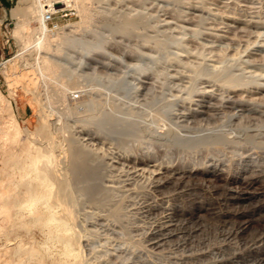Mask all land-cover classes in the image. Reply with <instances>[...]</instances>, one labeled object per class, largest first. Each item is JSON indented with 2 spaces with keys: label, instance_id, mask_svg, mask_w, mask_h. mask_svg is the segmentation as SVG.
I'll return each instance as SVG.
<instances>
[{
  "label": "rangeland",
  "instance_id": "obj_1",
  "mask_svg": "<svg viewBox=\"0 0 264 264\" xmlns=\"http://www.w3.org/2000/svg\"><path fill=\"white\" fill-rule=\"evenodd\" d=\"M15 1L11 0L3 17L5 21L3 23V36L0 39V92L4 98L12 102L18 125L24 130H34L41 125L40 105L32 94H25L20 88L13 96L7 84V76L14 71L11 64L20 52L19 43L12 35L16 19L10 15V8ZM89 6L95 8V10L94 8L91 10L90 28L78 29V31L70 34L72 38L75 37L73 39L75 43L70 42L69 45H65L62 48V53L59 52L53 57L63 66L62 78H67L71 74L75 76L78 82L76 83L77 88L71 90L74 91L75 96L82 93L93 100L88 106L81 104L79 110H91L95 115L97 114L98 120L112 112L113 118H118L121 115L125 121H134L136 128L134 133L125 131L127 132L126 135L119 130V132L104 130L99 133L96 129L94 130V126L97 128V124L86 125L84 121L81 122L82 119H79V114L84 112L67 115L62 103L59 102L46 106L48 111L52 108L51 112L49 111L50 121L60 120L57 124L55 121V131H58L59 135L64 132L65 137H76L78 144L79 142H82L81 145L86 143L88 148H85L86 145H82L84 150L88 154L93 152L89 155L94 156L95 161L99 160L98 163L96 161L94 164H99L98 171L103 173L97 180L102 189L100 188V192L94 198L84 196L85 193L81 189L84 182H79L74 186L77 202L73 210L78 227H82L80 230L84 235L83 248L88 264H264V261L258 258L260 256L258 254L264 252V193L249 202V200L242 199L231 200L232 194L228 192L231 189L234 192L233 195H236L245 186L252 188V191L256 189L257 192H261L264 189V182H262L264 180L256 179L254 184H249L247 179L215 180L211 178V180L208 177H203L202 170L199 169L192 178H187L188 181L185 179L177 181L178 183L171 182L158 186L153 176L154 173L151 171V168L153 170L156 166L155 164L163 166L160 171L157 170L163 174L165 169H184L187 168L186 165L192 162L211 157L212 159H224L226 156L229 157L231 154L240 152L237 144L231 141L219 145H205L201 149L192 147V150L180 142L173 144L171 131H174V128L181 138H192V136L199 138V135L204 137L211 133L215 129L212 126L220 122L216 120L214 123L206 117L201 118L199 116L192 117V120L178 117L179 112H187L186 110L190 111V109L196 108L194 104L199 98L197 96L200 95L202 88L209 86L210 83L213 87L218 88L215 90V93L218 92L216 93L217 96L220 94L221 97L222 95L228 97L232 94L231 98L228 97L230 99L223 96L224 100L222 99V101H220L219 96L215 95L214 97L218 99L213 97L216 102L211 101L214 108L219 101L216 107L220 110L218 111L217 108L214 110L218 117L226 116L228 121L232 120L231 122L226 121L224 126L220 128L223 132L235 130L237 137L240 134L237 140L241 139V141L245 140L249 134L256 135L258 131L259 133L262 132V135L260 133L261 137L264 136V109H262L264 105H260L258 102L260 99L264 103V30H262L264 29V0H95L91 1ZM76 11L75 7L67 6L63 2L54 11L53 23L65 26L79 21L80 15ZM129 14L140 18L144 23L142 28L140 26L130 35L124 36L119 32L118 34L109 30V25L113 26L114 23H118L125 15ZM32 25L38 24L32 23ZM65 31L67 32V30ZM100 38L105 41L102 48H90L89 51L84 49L85 54L81 52L83 49L82 47L79 48L80 46H91L96 39ZM22 66L26 65L20 62L16 67L21 68ZM194 69L200 71V75L195 73L198 71H194ZM193 73L199 77L197 76V78ZM219 73L223 79L231 76V78L234 77L236 80L243 81L244 84H241L242 87L235 86L236 89L233 87V91L229 90L231 88L227 89L228 91H221L219 82H214V76L217 77ZM220 77L218 76V78ZM209 81L211 82L208 83ZM37 82L38 94L41 98L44 97L42 100H45V96H43L45 91L48 92L45 93L46 95L51 94V91L48 90L49 84H44L42 77H39ZM45 86L46 88L42 90V87ZM194 86L197 89L200 88V92L195 90ZM188 87L191 90H188ZM50 88L52 89L51 84ZM182 88L184 89L182 90ZM233 93L235 94L233 95ZM70 94L67 93V95ZM188 94H190V98L185 99ZM257 94H261L259 99H257L259 97ZM180 95H185V97ZM194 95L196 98L191 97ZM249 95L253 97L250 98ZM232 97H237V99L232 102L234 100ZM231 99L233 100L231 101ZM223 101L224 103H222ZM233 103L235 105L241 104V106H234ZM229 104L233 107L228 106V108L236 109L234 110L235 113L227 108ZM50 105L51 107H49ZM261 106L263 107L261 108ZM104 110L110 112L106 113ZM156 111L161 113L159 114L160 118L156 119L157 121L160 120V124L154 120ZM113 112H116L118 117L116 114L114 116ZM142 113L146 114L142 115ZM147 113L153 117H147ZM231 113L232 115H227ZM239 114L242 118L239 117ZM142 116L147 122L142 121ZM148 119H151L154 126L161 127L156 126L157 128H154L150 124L151 128H148L147 125L150 123H148ZM184 120L186 121L184 122ZM61 121H65L66 124ZM245 121L247 125L244 124ZM198 122L200 125H197ZM236 123L241 124L239 128H237L238 126L234 127ZM232 124L234 125L232 126ZM205 127L209 129L207 130L209 132L206 133ZM144 129L147 132H143ZM164 132L167 133V136L163 134ZM242 132H247L248 135ZM23 133L22 131L21 136ZM141 135H145V137ZM243 135L244 137H242ZM261 137L259 134V139L254 136L256 141H260ZM165 138L166 140L163 141ZM251 143H247V146L253 147L255 145V143ZM210 147L216 151L209 152L212 151ZM217 148L223 149L221 153L224 152L222 154L225 156L224 158L222 155L218 158L215 157V155H219L217 153L220 151ZM230 149L234 153L233 151L232 153L228 152ZM190 151L195 153L189 154ZM226 151L228 155H225ZM207 152L214 155V158ZM67 160L68 157H66V163L69 162ZM149 168L150 170H148ZM230 172V176L234 175L233 170ZM244 184L245 186H243ZM194 199L200 201L202 206L206 208L201 211L203 215L201 212L192 211V208L196 206L192 203ZM176 206H182L188 212L192 211L193 213L180 216L170 214L169 208ZM194 219L198 223L195 224ZM248 219H250L249 225L243 230L242 224ZM167 222L173 225L171 228L158 230L159 232L163 230V233L160 232L157 237L158 240L156 239L157 243L152 244L151 242L155 241L152 238L154 228H158V225ZM2 226H7V223L4 222L0 214V228ZM12 235L11 238L18 236L26 245L30 239H38L40 236L37 228L25 232L19 227L15 228ZM186 235L188 236L186 237ZM198 235L202 237L200 238ZM146 241L149 242L146 243ZM4 242V236L0 233V247L4 245ZM256 247H260L257 254L252 251ZM100 260L102 261L98 262Z\"/></svg>",
  "mask_w": 264,
  "mask_h": 264
},
{
  "label": "bare ground",
  "instance_id": "obj_2",
  "mask_svg": "<svg viewBox=\"0 0 264 264\" xmlns=\"http://www.w3.org/2000/svg\"><path fill=\"white\" fill-rule=\"evenodd\" d=\"M91 1H95V0H16L14 5L10 8V15L16 19V21L14 20L15 26L13 28L12 35H13V37H15L17 43H19L18 45L20 47L19 48L20 52L15 56L16 59L11 64V68H13L14 71L10 75L7 76V82H8L7 84L9 86V90L11 91L13 96L16 94L18 88H20L21 91L24 92L25 94H32L33 95V98L37 101V103L41 107V112H40L41 125L39 127H36L34 130L22 129L16 121V114L14 112L12 102L10 100L4 98L3 94L0 92V151H1V159H0V163H1V165H0V214L2 215L4 222L7 223V226H5V227L2 226L0 228V233L4 236V239H5L4 245L0 247V264H88V261L85 257L84 248H83L84 235L82 234V232L80 230L82 227L81 228L78 227V224L76 222L75 212L73 210V207L77 202V198L75 197V194H74V186L76 184H78L79 182H84V185L82 187L80 186L81 189L83 190V192L85 193L84 196L87 195L90 198H94L100 192V188L102 189V187H99L100 182L98 183L97 180H99V176L103 173H101V172L99 173V171H98V165L99 164L98 165L94 164L97 161V160L95 161L93 159L94 156L89 155L90 153H93V152H89L90 151L89 150L88 151L89 154H88L84 150L83 146L86 145V143L84 145L82 144L83 145L82 146L81 145L82 142H79V144H78V142L75 139L76 137L73 138L70 135H69L70 137H65L64 132H62L63 135H61L62 134L61 132H60L61 134L59 135L58 131L57 132L55 131L56 130L55 121L57 124V122H59L60 120L59 121H57L58 119L55 121L53 120L54 122L50 121L49 111L52 108L48 111L47 110L48 108L46 107V106H48V104H53L55 102L62 103L64 112L67 113V115L79 114V113L84 112L83 114H79L80 115L79 119H82L81 122L84 121L86 123V125L87 124H93V123L97 124V128H95V126H94V130L96 129L97 131H99V133L101 131H104V130H108L111 132L119 130V131L124 132V134L126 135L127 132H125V131H128V133L129 132L134 133V131H135V128H136L135 122L134 121H125L121 115H119V117H120L119 118L118 115L116 114V112H113V113H114V116L117 115L118 118H113L111 115L112 114V112H111V114H110L111 116L105 115L104 117H102V119L98 120L99 118H98V116H96L97 114L95 115L93 112H91V110H89V109L79 110V106L81 104L88 106L93 100L90 97L87 98L85 96V94H82V93L80 95L78 94L77 96H75V93H73L74 91L73 92L71 91V90L75 89V87L77 85L76 83H78L75 76L73 74H71L67 78H62L63 66L60 63H58L53 57V56H55V54L61 52L63 50L62 48L65 45H69L70 42L74 41L73 39L75 37L72 38L70 36V34L78 31V29L88 28L91 25L90 24V18L92 16L91 10H93V8H94V7L92 8L91 6H89V3H91ZM96 1H100V0H96ZM63 2H65L67 4V6L70 5V6H73L76 8V10H77L76 12H78L80 15V20L79 21L77 20V22L75 21V22L70 23V24L65 25V26L64 25L59 26L56 23L55 27L49 28V26L44 22V19H43L44 12L45 11H53L54 12L55 10H57V8H59V6ZM202 9H204V8H202ZM94 10H95V8H94ZM229 18H231V17H229ZM1 20L2 19L0 18V22H1ZM32 23H37L38 25L33 26ZM143 24L144 23L140 20L139 17L132 16L129 14V15H125L121 20H119L118 23H114L113 26L109 25V30L111 32H116V33L119 32L122 34V36L130 35L132 32H134L140 26L142 28ZM65 30H67V32ZM262 30H264V29H262ZM75 41H76V39H75ZM104 42H105L104 39L100 38V39H96L94 44H92L91 46H88V47L80 46L79 48L82 47L83 51H81V52H84V49H85V51H89L90 48H102ZM178 42H179V39H178ZM73 43H75V42H73ZM181 43H182V41H181ZM182 46H183V43H182ZM83 47H85V48H83ZM85 53L86 52H84L83 54H85ZM80 60H82V58H80ZM20 62H21V64H25L26 66H22L21 68H17L16 66ZM195 70L196 69H194V71ZM196 71H198V70H196ZM198 72H195V73L200 75V71H198ZM220 74L221 73H219V75H218L219 77H220ZM181 75H182V73H181ZM193 75H195V74L193 73ZM212 75H214V74H212ZM218 76L216 77V75H215L214 76L215 80L213 78L212 79L214 80V82H217V81L219 82V89L221 91H225L229 88H231L229 90H232L233 87H235V86H237V87L241 86L242 87L241 84H244L243 81H239L237 79L239 81L238 82L234 77L231 78V76L228 78H225V77H227L225 75V77H224L225 79L220 77L221 80H220V78H218ZM39 77H42L44 84L45 83L47 85L49 84V87L51 84V87H52V89L51 88L49 89V87H48V90L51 91L50 95L49 94L46 95L45 93H48V92L45 91V93L43 95V96H45V100L43 99L44 101L42 100V98H44V97L41 98L40 95L38 94V91H37V88H38L37 87V83H38L37 81H38ZM192 79L194 80V78H192ZM211 81H209L208 83H210ZM43 82H40V83H43ZM208 83H207V85H208ZM211 84L212 83H210L209 86H207V87L203 86L205 88L204 89L202 88L201 92H200V88L197 89L194 86L193 88L195 90H198V92H200V95L197 96L199 98L196 99V101H195L196 104H194V105H196V108H192V109H190V111L186 110L187 112H183L179 109V111H181V112H179L178 117L179 118L183 117L186 120L187 119L192 120V117L195 118L196 116H199L201 118L206 117L209 121H213L214 123H216V120H218L220 122L217 123L216 125L214 124V126H212L215 129L212 130L211 133L206 134L204 137H202L203 135H199L198 136L199 138H195L193 136H192V138H189V137H187V138L182 137L181 138V136L178 135V133L176 132V130L174 128V131H171L173 134V137H172L173 144L180 142L182 144H185L187 147H190V149L192 147H194L195 149H197V148L201 149V147L205 146V145H210V144H218L219 145L220 143L231 141V142H235L237 144V148L240 150V152L234 153V151L232 150L234 154L233 155L231 154V156H229V157L226 156V158H224L225 156L222 155L224 152L221 153V150H223V149H218L220 147L217 146L218 147L217 149L220 150L219 151L220 153L216 152L219 155L218 156L215 155V157L218 158L220 155H222V158H224V159H220V158L215 159L214 155H212L211 153L214 152L213 150L216 151V149L210 147L212 151L208 150L211 153H208V152L207 153L211 154L214 159H212V157L210 156L211 158H209V159H204V160L202 159L198 162L189 163L188 165H186L187 168H184V169H178V168L165 169L164 170L165 173H164V171L162 172L163 174H160V172H159L163 166L155 164L156 166L154 167L153 170L151 168V171H152V173H154L153 176L155 177L156 185H158V186L159 185H165L167 183H171V182L174 183L177 181H183L185 179H186V181H188V179L192 178V176H194V173L199 169L202 170V173H201L202 176L205 178L208 177L209 179H211V178L215 179V180L227 179V178L243 179V180L247 179L249 184L253 183L256 179H259V178L264 180V136L261 137L262 132H260L261 135H260L259 131L256 132V135L253 134L257 138H258V134H259V137H261L263 139L262 140L260 138L261 139L260 141H256L257 139L254 138V136H252L250 134L248 135L247 132L246 133L244 132V133L247 134L248 136L246 137L245 140H242V141L240 138L244 137V135L239 138L240 140H237L239 135H240L239 134L240 132L238 133L239 134L238 137H237V132H235V130L232 132L231 131L230 132H223L220 128H222L224 126V123L226 121H228L227 117L226 116L222 117V118L218 117V114L214 110H216L215 108H217V110H218V107H216V106L219 104L218 103L219 101H217V105L215 106V108L213 106L214 105L213 103L216 102L214 100L218 99L217 98L218 96L221 98V100L219 98L220 101H222V99L224 100V98H223L224 95H222V97L220 94L217 96L216 93H218V92L216 91V93H215V90L218 88L213 87ZM259 84H261V83H259ZM175 85H177V84H175ZM217 86H218V84H217ZM180 87H182V86H180ZM189 87L187 89L191 90V88H189ZM42 88H43L42 90H44V88H46V86L42 87ZM72 88H74V89H72ZM183 89L184 88H182V90ZM235 89H236V87H235ZM178 90H179V88H178ZM67 93H71V94L67 95ZM219 93L222 94V92H220V91H219ZM176 94H177V92H176ZM176 94H175V96H176ZM182 94H184V93H182ZM234 94L235 93H233V95ZM215 95L217 97H214ZM231 95H228V97H230ZM180 96L185 97V95H180ZM226 96L227 95H225L224 97H226ZM254 96H256V95H254ZM258 96L259 97L257 99L260 98L261 94ZM191 97H195V95L191 96ZM228 97H226V98H228ZM249 97H250V95H249ZM252 97H250V98H252ZM186 98H190V94H188L185 97V99ZM205 98H207V99H205ZM226 98H225V101H226ZM230 98H228V99H230ZM232 98H234V97H232ZM235 99H237V97H235L234 100L231 99V101L233 100L232 102H234ZM212 100L214 101L213 103L211 102ZM250 100L252 101V99H250ZM183 101H182V103H183ZM258 102L260 103V105L261 104L264 105L262 100L259 99ZM222 103H224V101ZM239 103H241V102H239ZM101 105H103V104H101ZM101 105H99V106H101ZM232 105L236 106V105H238V103L236 105H235V103H233ZM184 106H186V105L184 104ZM228 106H231V105L230 104L227 105V108H228ZM238 106H241V104ZM49 107H51V105ZM110 107L112 108V106H110ZM231 107H233V106H231ZM262 107L263 106H261V108ZM61 108L62 107H60V109ZM261 108H259V109L261 110ZM63 109H61V111H63ZM102 109H104V108H102ZM185 109H187V108H185ZM224 109H226V108H224ZM228 109H227V111H228ZM262 109H264V107ZM219 110H220V108H219ZM229 110L231 112H233L236 109H233V110L229 109ZM104 111L106 113L110 112L108 110H104ZM158 111H156V115H155L156 117L154 116L155 117L154 120H156L160 116L159 114H161ZM243 111H244V109H243ZM234 113H235V111H234ZM136 114H138V113H136ZM143 114H146V113H142V115ZM240 114H241V111H240ZM246 114H247V112H246ZM219 115H221V113H219ZM227 115H232V113L227 114ZM241 115L239 117H241ZM248 115H249V113H248ZM123 116H125V115H123ZM149 116H152V115H150V113L148 115V113H147V117H149ZM64 117H65V115H64ZM140 117H141V115H140ZM147 117L145 116V119ZM249 117L252 118L251 116H249ZM142 118H143V116H142ZM252 119H254V118H252ZM154 120H153V122H154ZM186 120H184V122ZM244 120H246V119H244ZM78 121L80 122V120H78ZM139 121H141V120H139ZM142 121H145L144 118ZM159 121H157V122H159ZM194 121H195V119H194ZM231 121H228V122H231ZM61 122L64 124L65 121L64 122L61 121ZM145 122H147V121H145ZM196 122H197V120H196ZM148 123H149V125L151 124L154 128L157 126V125L154 126L152 124L151 119L148 121ZM65 124H66V122H65ZM158 124H160V122ZM244 124H246V121ZM257 124H258V122H257ZM145 125H146V123H145ZM149 125H147V127L151 128V125L150 126ZM197 125H200V123ZM202 125H203V123H202ZM233 125L234 124H232V126ZM240 125L236 123V125L234 127L238 126L237 128H239ZM59 126H61V125H59ZM175 126H177V125H175ZM232 126H230V127L233 128ZM63 127H64V125H63ZM157 127L159 128L161 126H157ZM179 127H181V126H179ZM143 128H144V126H143ZM62 130H64V129H62ZM207 130H209V129L208 128L205 129L206 133L209 132ZM22 131L24 133L21 136ZM139 132H140V130H139ZM143 132H147V131H145V129H144ZM140 134H142V133L140 132ZM163 134L167 136V133L165 134V132H164ZM66 136H67V134H66ZM155 136H156V134H155ZM157 136H158V134H157ZM200 136H201V138H200ZM142 137H145V135H143ZM151 138H152V136H151ZM168 139H169V137H168ZM165 140H166V138L163 141H165ZM158 142H159V140H158ZM249 142L255 143V145L253 144L254 145L253 147H249L250 145L247 146V143H249ZM86 147H87V145L85 146V148ZM232 147H233V143H232ZM202 148H204V147H202ZM203 150H205V149H203ZM195 151H197V150H195ZM232 151H231V149L228 150V152H231V153H232ZM193 152L194 151H192L189 154H192ZM228 152L225 155H228ZM208 154H205V155L209 156ZM66 157H68V160H69V162H67V163H66ZM204 158H206V157H204ZM96 159H98V158L96 157ZM98 161H97V163H98ZM158 164H161V163H158ZM100 170H101V168H100ZM148 170H150V168ZM157 170H159V171H157ZM232 170L234 171V175L230 176L229 172ZM262 182H264V181H262ZM207 184H209V183H207ZM246 184H247V182H246ZM172 186H173V184H172ZM243 186H245V184ZM77 188H79V187H77ZM174 188H176V187H174ZM249 188H250L249 186H245V188L243 187V190L241 192H239L238 194L236 193V195H233L234 194L233 190H231V189L228 190V192L230 194H232L230 199L231 200H238V199L249 200V202H250L251 199H254L257 196L264 193V189H263V191L261 190V192H257L255 188H254L255 191H252V188H250V189ZM78 196H79V194H78ZM192 203H193V205L194 204L196 205L195 207L192 208V211L195 213H200L201 211L206 209L202 206L200 201H195V199H194V201ZM78 204H80V203H78ZM172 205H170V206H172ZM169 210H170V214H173L175 216L176 215H179V216L180 215H186V214L189 215V214L193 213L192 211L188 212V210L182 206L172 207V208H169ZM161 211H162V209H161ZM259 211H261V210H259ZM263 212H264V209H263ZM117 213H118V211H117ZM201 214L203 215L202 212H201ZM169 218H170V215H169ZM184 221H185V219H184ZM249 221H250V219L245 220L243 222V224H242L243 230L245 228H247V226L249 225ZM194 222H195V219H194ZM196 222H195V224H196ZM161 225H158V228H154V230L152 231V235H153L152 238H153V240H155V241L151 242L152 244L157 243L156 242L158 240L157 237L159 236L160 232L163 231V230H161L159 232L158 230H160V229L165 230V228H168V227L171 228V225H173V224L167 222L166 224H163L162 226ZM159 226H161V227H159ZM17 227L22 228L25 232H30V230L32 228H37L40 236L38 239H35V238L30 239L28 242V245H26L25 243L22 242V240L18 236H14L11 238V235L14 233L15 228H17ZM221 228H224V227H221ZM145 235H146V233H145ZM217 235L218 234H216V236ZM187 236L188 235H186V237ZM198 237H200V235H198ZM9 240H11V241L14 240V242L10 241L11 242L10 243ZM199 240H201V239H199ZM223 240H225V239H223ZM149 241H146V243ZM225 242H227V241H225ZM192 245H191V247H193ZM239 248H240V246H239ZM180 249H182V248H180ZM258 250H260V247H258V248L256 247V249L252 250V251L254 253L256 252V254H257ZM252 251L250 250L251 253H252ZM136 253H138V252H136ZM189 253H191V252H189ZM256 254H255V256H256ZM126 255H128V254H126ZM129 255H130V252H129ZM171 255H172V253H171ZM258 255H260L258 258H260V260L264 261V252L263 253L260 252V254H258ZM138 256H140V255H138ZM179 256H181V255H179ZM233 256H235V255H233ZM94 258H96V257H94ZM88 259H90V258H88ZM100 259H102V258H100ZM101 261L102 260H100L98 262H101ZM101 264H104V263H101Z\"/></svg>",
  "mask_w": 264,
  "mask_h": 264
},
{
  "label": "crops",
  "instance_id": "obj_3",
  "mask_svg": "<svg viewBox=\"0 0 264 264\" xmlns=\"http://www.w3.org/2000/svg\"><path fill=\"white\" fill-rule=\"evenodd\" d=\"M11 0H0V18L2 19L0 22V39H2L3 36V28H4V21L5 19L3 18L5 15V9L8 8V5L10 4ZM25 111V109H22V111Z\"/></svg>",
  "mask_w": 264,
  "mask_h": 264
},
{
  "label": "built area",
  "instance_id": "obj_4",
  "mask_svg": "<svg viewBox=\"0 0 264 264\" xmlns=\"http://www.w3.org/2000/svg\"><path fill=\"white\" fill-rule=\"evenodd\" d=\"M53 18H54V12L53 11H45L44 12V22L51 27H55V23H53Z\"/></svg>",
  "mask_w": 264,
  "mask_h": 264
}]
</instances>
